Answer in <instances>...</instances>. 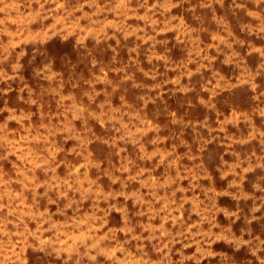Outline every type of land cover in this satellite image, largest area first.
Segmentation results:
<instances>
[{"label": "rangeland", "instance_id": "rangeland-1", "mask_svg": "<svg viewBox=\"0 0 264 264\" xmlns=\"http://www.w3.org/2000/svg\"><path fill=\"white\" fill-rule=\"evenodd\" d=\"M0 264H264V0H0Z\"/></svg>", "mask_w": 264, "mask_h": 264}]
</instances>
